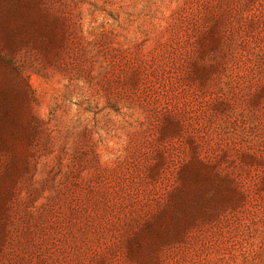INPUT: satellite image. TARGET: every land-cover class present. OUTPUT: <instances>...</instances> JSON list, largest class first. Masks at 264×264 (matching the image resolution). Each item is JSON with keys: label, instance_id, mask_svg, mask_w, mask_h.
<instances>
[{"label": "rangeland", "instance_id": "374dc122", "mask_svg": "<svg viewBox=\"0 0 264 264\" xmlns=\"http://www.w3.org/2000/svg\"><path fill=\"white\" fill-rule=\"evenodd\" d=\"M0 264H264V0H0Z\"/></svg>", "mask_w": 264, "mask_h": 264}]
</instances>
